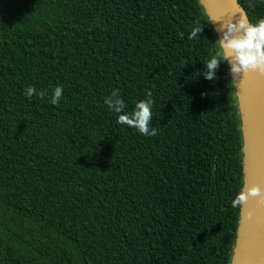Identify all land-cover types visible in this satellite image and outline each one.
Wrapping results in <instances>:
<instances>
[{
    "label": "trees",
    "instance_id": "obj_1",
    "mask_svg": "<svg viewBox=\"0 0 264 264\" xmlns=\"http://www.w3.org/2000/svg\"><path fill=\"white\" fill-rule=\"evenodd\" d=\"M223 57L199 0H0V264H230L243 141ZM149 91L155 136L117 123Z\"/></svg>",
    "mask_w": 264,
    "mask_h": 264
},
{
    "label": "water",
    "instance_id": "obj_2",
    "mask_svg": "<svg viewBox=\"0 0 264 264\" xmlns=\"http://www.w3.org/2000/svg\"><path fill=\"white\" fill-rule=\"evenodd\" d=\"M217 40H222L229 22L246 20L238 0H199ZM243 29H237L238 36ZM226 43V42H225ZM221 48V47H220ZM223 55L227 50L222 49ZM235 52H229L230 72ZM242 132L243 188L237 237L230 264H264V73L258 68L234 76L230 72Z\"/></svg>",
    "mask_w": 264,
    "mask_h": 264
},
{
    "label": "clouds",
    "instance_id": "obj_3",
    "mask_svg": "<svg viewBox=\"0 0 264 264\" xmlns=\"http://www.w3.org/2000/svg\"><path fill=\"white\" fill-rule=\"evenodd\" d=\"M226 27L227 31L224 33L222 40H219L220 47L227 50L224 54V60H228L229 52H235L233 63L230 68V72L234 76H238L242 72H246L249 69H259L264 73V19H261L257 24H249L246 20H238L236 23L229 22L227 25H221ZM237 29H243V32L238 36L232 34ZM202 29L195 28L189 39L195 38L198 32ZM226 42V43H225ZM220 60L212 58L206 62L207 72L204 74L205 79L212 80L214 78V70L218 67ZM33 87H29L26 90V95L31 97L35 93ZM63 92L62 86H57L54 90V95L51 102L56 104ZM37 95L43 96L44 93H38ZM149 99L136 103L135 110L131 114H120L118 116L117 123L125 124L131 128H135L139 133L146 136H155L156 130L150 129L149 125L152 120V105L154 101L151 99L152 92H147ZM111 97H117L115 104ZM105 103L114 110L116 113H122V110L126 107L124 101L119 97L118 91L113 90L111 96L105 100ZM246 200V196L240 194L236 201L233 203V207L243 203Z\"/></svg>",
    "mask_w": 264,
    "mask_h": 264
}]
</instances>
